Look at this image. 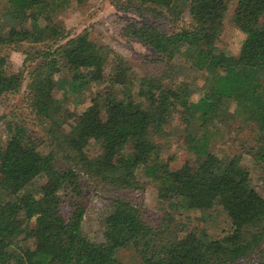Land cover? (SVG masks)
Here are the masks:
<instances>
[{
    "label": "trees",
    "instance_id": "1",
    "mask_svg": "<svg viewBox=\"0 0 264 264\" xmlns=\"http://www.w3.org/2000/svg\"><path fill=\"white\" fill-rule=\"evenodd\" d=\"M85 1L5 0L0 13V97L23 91L28 115L16 113L19 104L0 115V264H128L118 256L125 248L139 264H264V0H235L255 24L235 55L217 45L231 0H125L123 9L176 26L125 25L126 36L155 52L142 75L108 43L87 31L72 35L55 21ZM23 44L28 65L13 70L5 50ZM179 58L181 79L174 75ZM198 78L201 96L192 101ZM103 83L74 122L53 93L81 95ZM176 112L187 147L203 158L170 170L161 153L179 132L168 128ZM229 118L250 130L262 189L241 153L209 152V137L233 127ZM140 171L157 183V219L127 195L143 188ZM91 185L112 192L100 218L102 240L82 228ZM171 198L204 214L221 205L231 230L203 239L176 221Z\"/></svg>",
    "mask_w": 264,
    "mask_h": 264
},
{
    "label": "rangeland",
    "instance_id": "2",
    "mask_svg": "<svg viewBox=\"0 0 264 264\" xmlns=\"http://www.w3.org/2000/svg\"><path fill=\"white\" fill-rule=\"evenodd\" d=\"M5 0H0V13L3 9ZM125 0H86L83 4L72 2L68 8L60 12L55 17L56 22L63 23L66 28L71 31L72 35L87 31L90 37L98 42L108 43L113 49L124 55L131 61L134 70L143 74L151 67L155 52L152 48L145 46L139 40L126 36L124 27L131 21H140L148 23H164L168 30H173L176 26L171 25L163 18H156L152 15L139 14L134 8L125 10L122 8ZM187 19L186 14L180 24H184ZM254 22L251 20L247 9L238 5L237 1L231 0L229 2L228 10L223 22V27L217 41L220 49L230 53L238 54L242 40L245 35L253 30ZM40 44L37 45L39 47ZM30 46L23 44L18 47H8L5 51L9 55L11 68L19 70L27 67L25 65L27 53ZM30 61V59H29ZM183 60L178 59L174 71L175 78L181 79L183 72L179 70ZM202 80L198 78L196 82L190 84V100L197 101L201 96L200 86ZM106 83L99 86L92 84L87 91L81 95L64 94L63 92H53L54 95L62 101L64 114L67 119L74 122L79 118V115L84 112L91 104L93 95ZM121 87V85H116ZM17 104L20 108L16 113L28 117L23 105V91L17 94H5L0 97V115L5 112H11L17 109ZM234 103L230 104V114L233 111ZM229 114V115H230ZM192 122L196 121V116L189 114L188 116ZM230 117V116H229ZM229 122L233 127L225 130L223 136L219 133H214L209 137V152L219 157L232 154L241 153L243 162L251 166V178L253 184L257 189H262L263 173L262 170L254 164L251 144L253 140L248 133V128H242L237 119L229 118ZM219 125L220 122L216 121ZM222 125V124H221ZM179 127V132L173 136L171 146L161 153V158L166 161L170 170L180 168L186 160L197 163L203 158V155L189 149L186 144L187 133L185 132V122L181 120L178 112L174 114V118L168 124V128L174 131V128ZM0 128L2 129L1 123ZM250 131V130H249ZM141 172V173H140ZM140 179L144 182L142 189L131 190L127 195L143 210L148 216L156 218L159 216L157 208V183L156 181H147L149 177L140 171ZM45 179H41L39 184H44ZM112 192L106 188H98L93 185L86 187L87 207L83 221L84 233L96 240H102V225L100 218L106 212L107 199ZM180 198H171L167 202V207L171 214L175 217L178 223L184 224L189 228H197L201 237L205 240L212 238H220L225 232L231 230V221L221 205H215L209 214L201 213L197 210H186L180 207ZM184 201V200H183ZM35 224L32 223V227ZM32 246L35 240H30ZM119 258L128 264H139L138 254L129 248L121 249L119 251Z\"/></svg>",
    "mask_w": 264,
    "mask_h": 264
}]
</instances>
